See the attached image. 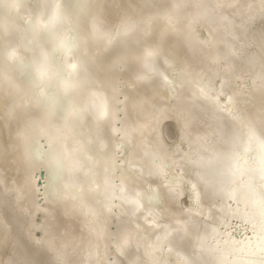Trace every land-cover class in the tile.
<instances>
[{"label":"bare ground","instance_id":"obj_1","mask_svg":"<svg viewBox=\"0 0 264 264\" xmlns=\"http://www.w3.org/2000/svg\"><path fill=\"white\" fill-rule=\"evenodd\" d=\"M60 2L39 0L37 27L55 20ZM74 3L68 0L69 25ZM91 7L86 24L82 17L76 21L91 76L81 75L71 97L75 112L87 115L68 111L69 128L62 129L55 116L46 127L57 137L62 130L73 137V148L85 143L77 131L88 140L100 132L123 137L127 173L134 179L128 183L103 174L113 163L124 166L118 158L121 144L113 139L109 163L94 164L98 177L89 176L77 157L66 169V183L77 194L52 190L50 178L58 170L44 165L51 160L47 149L53 140L42 138L43 129L36 127L45 121V112L32 100L21 69L9 67L15 55L47 75L48 50L42 39L31 51L33 37L24 41L22 21L33 14L32 3L25 2L18 14L0 10V58L7 62L0 68V264H166L161 257L172 264H247L239 244L229 252L221 225L236 181L229 174L228 148L242 136L234 118L241 117L258 138L264 137V0H93ZM133 25L152 30L161 64L173 65L167 73L176 78L173 87L159 79L134 84L125 75L116 78L119 87L113 89L94 70V62L102 64L105 56L95 46L90 49L89 34L93 44L103 37L104 47H110L118 29ZM65 34L59 27L56 39ZM76 62V55L69 54L64 66L72 69ZM209 93L218 100L206 99ZM108 97L111 121L101 128ZM108 145L107 139L97 141L102 151ZM61 148L68 156L69 140ZM112 171L123 175L115 167ZM177 176L197 185L199 207L190 208L187 189L175 187ZM139 195L156 211L155 220L147 212L135 219ZM256 222L249 208L234 223L243 228ZM138 230L139 244L147 241V250L138 247ZM252 259L264 264L259 256Z\"/></svg>","mask_w":264,"mask_h":264},{"label":"snow or ice","instance_id":"obj_2","mask_svg":"<svg viewBox=\"0 0 264 264\" xmlns=\"http://www.w3.org/2000/svg\"><path fill=\"white\" fill-rule=\"evenodd\" d=\"M25 2L32 3L34 8L33 14L22 21L25 27L24 41L27 43L28 38L33 37L28 46L29 51H31V47L34 46L37 39L44 41L48 50V71L47 75L38 72L31 61L25 60L22 62L21 57L15 55L13 56V64L9 65V67L18 66L21 69V74L29 80L31 85L32 100L37 108L45 112V121L38 122L36 127L37 129H43L42 138H51L53 140V144L47 149V152L51 155V160L44 165L46 170L53 168L58 170L54 171L50 178V187L54 192L63 191L77 194V190L71 189L66 183V169L72 166L75 158L78 157L84 161L85 166L88 168V175L91 176L95 173L98 177L101 173L99 169L94 168V164L97 160H101L102 163H109L108 153L111 151L113 139L118 140L121 144V155L118 158L124 160V166L121 167L113 163L103 174L111 175L118 181L131 183L134 178L127 173L125 148L128 142L123 137H110L100 132L92 137L91 140H88L82 133L77 131L76 135L81 139H85V143L78 148H73L71 146L73 137L66 136L63 130L57 137L55 130L46 127L47 120L55 116L61 123L62 129L69 128L68 111L77 116L87 115L86 113L75 112L74 101L71 100V97L73 95V86L81 75L87 73L89 77L91 76L92 70L88 69L85 64L87 57L81 52L80 31L76 21L78 17H82L84 23H87V18L92 11L93 0H75L73 5L75 12L71 16V25L68 23V0H61L56 9L55 20L43 27H37L36 25V19L40 15L39 0H0V10L7 8L8 10L16 11L18 14ZM61 26L65 28L66 34L62 39L57 40L56 31ZM2 27L3 22L2 18H0V29ZM11 34L15 35V33ZM89 40L90 49L95 46L105 56L104 62L102 64H95L94 62L93 68L96 72L103 73L104 79L113 89L119 87L116 84V78L125 75L132 79L134 84L145 85L146 82L155 83L159 79L166 87L175 85L176 78L167 75L173 65L169 63L167 67H164L161 64L153 32L149 28L133 25L125 27L122 31L118 29L115 41L110 47H104L103 37L93 44L89 34ZM57 53L59 54V60H57ZM69 54H74L77 57V62L72 69L64 66V59ZM91 55V51H89L88 57ZM6 64L7 62L0 58V68H3ZM145 67L150 68V71H145ZM179 75L182 77V72ZM133 77L135 78L133 79ZM186 79L190 80L191 78ZM0 82H2V73H0ZM88 98L91 99V96L89 95ZM206 99L218 100V98L211 97L210 93L206 96ZM108 101L107 115L102 120L101 128L111 121L112 102L110 97H108ZM224 103L227 107L229 102L225 101ZM233 123L241 129L242 136L239 142H230L228 148L229 174L234 175L236 181L234 194L231 196V203L227 205L226 211L222 215L225 224L221 225V234L229 252L233 250V245L239 244L240 251L248 257L247 264H254L252 257L259 256L264 260V137L258 138L256 133L245 125L243 119L239 116L234 118ZM128 130L135 136L132 128ZM65 139L69 140L68 156H65L61 148V143ZM105 139L109 141V145L107 150L102 151L97 146V141ZM112 167H115L123 175H117V172L112 171ZM170 171L172 175H175L173 170ZM140 183L143 185V181H140ZM159 183L163 184L164 180L162 179ZM175 187L187 189L188 197L191 201L190 208L199 207L200 199L196 192V184L187 185L182 176H177ZM83 191L84 189L81 190V193ZM99 191L100 187L97 181V187L95 188L97 196ZM176 195H179V192ZM139 199L142 203L137 209L135 219L138 221L147 212L155 220L157 213L153 207L150 204L143 203V195H139ZM249 208L254 209L257 222L252 225L245 224L243 228H240L234 222L240 216H243ZM190 214L199 215V213ZM147 227L146 225L145 230H147ZM140 238L138 230V247H141L142 250H147V241L140 245ZM148 239H151L150 235ZM152 251L157 254L155 249ZM161 259H164L166 264H172L165 257H161Z\"/></svg>","mask_w":264,"mask_h":264}]
</instances>
